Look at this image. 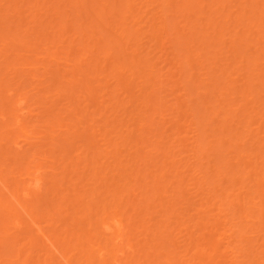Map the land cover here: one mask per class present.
<instances>
[{
    "label": "rangeland",
    "instance_id": "rangeland-1",
    "mask_svg": "<svg viewBox=\"0 0 264 264\" xmlns=\"http://www.w3.org/2000/svg\"><path fill=\"white\" fill-rule=\"evenodd\" d=\"M92 1L96 2V0ZM169 1L170 0H133V2L136 3L135 7L140 8H137L138 10H135V12L132 13L128 11L120 14L119 12L113 13V0H107V2H109V7L113 9L110 10L109 13L99 14V18L102 19L100 30L97 27L92 29L84 28V33L82 32V28H78L76 23H79L82 20V22L87 24H94L97 21L96 16L100 11L98 3H94V6L97 7V13L93 11L90 14L85 15L81 11V9L85 7V3L81 2V0H0V197L10 198L11 194L14 192L15 183L25 180L24 178L26 177L27 169L36 164V162L24 158L28 153L37 151L41 153L39 156L54 154L59 157V160L53 166L47 161L45 163L46 165L43 166L41 174L44 179H42L43 182L40 194L31 190L26 199L27 204H33V202L36 201L35 199H37L36 194H38L39 198L48 197L49 200H47L51 203L47 204L41 202L39 206L35 207H33V205H28V214L22 212V215H24V225L20 229L13 227L15 219V215L12 213L15 211L13 205L10 206L11 212H0V246L6 245L10 242L9 247L13 251L12 254L7 256L5 254L6 252L3 253L5 250L1 249L5 248L3 246L0 247V264H20L15 261L19 250L24 264H66L64 258H62L57 251L54 250V253H52L53 250L50 249V245L45 244L44 237L39 233V227H41L48 235H53L55 233L59 234L60 237H63L64 230H67L69 238L72 240H74L73 237L75 235L79 234L81 236L80 240L83 243L86 242L87 238H89L88 240L91 241V244L95 241L101 243L103 240V234L100 231L99 222L107 220L111 214L120 216L121 212L119 206L118 208L108 209V212L106 213H103V211L96 212L97 202L101 204L110 199V196L108 197L105 192L102 194L101 192L105 187L109 188L108 183L113 180H117L120 184L118 191L119 198L117 199V202H119V204L122 205V208L126 211L127 220L128 217L131 216L134 227L139 224L144 225L142 233L137 230L134 234L135 238L131 241L136 243L138 240L139 243L136 247H139L146 243L145 233L151 231V229H156L157 231L155 234L153 233V230L150 234L151 237H155L154 240L151 241V245H153V248L157 249V251H164V254L159 257L161 264H167L165 260L170 254L169 250L173 247V245H169L167 241L171 240L174 242L175 246L180 245V248L178 247V249L186 247L184 246L185 241L183 237L184 230L186 229L181 227L182 225L180 226L182 222L185 224H193L194 220H196V216L199 215L205 217L204 219L207 221H213L214 219L219 218V227L217 230L215 229L214 232V235L217 237L222 235L220 234L222 232V225H225L226 221L227 226L234 222L240 223L236 218L232 217L230 211L229 214H227L225 210V212L222 210L223 212L219 211V213L217 206L221 202L217 200L220 191H223L225 188L227 193H233V195L229 197L232 198L234 193L238 191L237 188L241 185L242 179L238 177L232 182L228 176L223 177L220 173L232 170V168H234L233 166L238 165V163H241V165H243V163L246 164L247 161L244 160V151L248 150V152H254L255 154H258V151L260 152V144H264V132H260L261 136H259V138L261 142L254 143L253 145L250 140L251 135H247L244 132V129L249 127L250 129H248L255 133L258 129V124L260 125L262 122L261 130H264V120H260L259 118L261 114L257 113L258 110L264 113V103H262L264 102V86L260 83L261 81H256V91L261 93L260 95H252L255 99H253V97L251 99L249 96L248 98L251 100L248 102H246L248 98L240 93L224 95L227 96L226 101L229 103L227 107L230 105L241 107L240 110L236 108L234 109V111L239 114L241 113V110L243 111V115H240L239 117L244 116L246 111L243 109L246 108L247 111H252V114H254V117L248 120L250 123H247L248 121H246L247 118L245 116L243 118V125H238V123L235 122L233 123L232 120H229L230 123L228 122L232 127L238 130V132L241 131V138L239 137L237 139L238 141L236 140L238 142L237 147L242 149L241 153V151L239 152V149L235 146H230V143L232 142L226 138V140L224 139V144L220 146L216 138L220 135L219 131H221V127L222 129L225 128L227 121L223 124V122L220 121L222 118L221 115L207 124V122L213 117V113H205L204 111H202V113H197L194 110L195 107L191 109V106L193 107V105L195 106L196 103L198 104L199 102V99L197 98L198 96L195 93L197 89L195 88L194 91V89L191 88L192 91L189 89L190 93H187L188 90H184L187 83L184 84L185 82L182 80L188 72H194L196 74L194 78L198 77L200 81L204 82H200L201 86L205 84L204 86L207 85L211 87L212 80L208 76L209 71L206 70L210 69L211 72L209 73L212 75V68L214 67L215 72H213L217 77H220L221 85L223 84L222 82L231 80L230 82L238 87L242 83V77H246L245 75L247 74V79L250 77L253 78L254 76L250 75L253 72L255 73L256 70H253L250 74V69L248 74L246 72L248 69L246 68H248L250 64L246 61H240V59L233 60L234 62L231 61L232 59L230 61L228 60L230 65L227 66V60L225 57L227 54L226 51L229 49L228 55H230L231 51L235 50L233 48L236 46V49L238 50L239 48L241 52L239 55L244 54L250 56L251 53H254V47H247V43L245 44L246 40H243V43H239V46L236 40L235 43L237 45L231 41L234 32L232 33V29L230 30V28L234 26L238 29L242 28V33H238L240 29H237V34L241 35L243 34L242 30L245 27L243 26L244 22H239L240 25L233 19V21H227V18L224 16L221 17V14L219 15V13L222 12V9L218 8L220 12L218 10L219 13L215 14L214 19L219 18L214 20V23L217 22L219 25L218 29L222 28L223 30L224 27H227L224 29L226 30L224 35H219L222 39H217L218 33H216L214 39L215 43L212 41L213 43L208 45L210 47L203 48L202 50H198L197 48V51L201 54L199 55L198 60H196L197 58L193 60L195 63H191V68H185L186 66L183 65V67H181V65L178 66L179 64H185V62L180 63L185 55L182 53L184 56H181L182 54H179L178 56V53L184 51H175L172 45H174L176 37L174 38L172 35L175 33L171 34V32L177 30L179 34L181 33L180 36H184L185 38V34H187L188 31V28L187 31L184 30V28L188 26L186 25L188 24L187 20L191 24L189 19L193 21V17L196 21L195 26H199V29L201 30V22H203L204 25V22L208 21L206 12H209L208 7L210 5L208 3H210V0H190L192 2L191 4L189 3L191 5H189L190 9L179 12L174 10V4L181 3L183 0ZM229 1L228 3H231V7H229L232 9L236 7L235 9H237L238 4L236 5V3L243 0ZM33 2L36 3L34 4ZM232 2L234 5H232ZM243 5L246 6L245 3ZM7 6H11L10 9L7 8ZM14 6L19 8L20 14L11 11ZM47 7L49 9H47ZM199 7L200 9L202 8L204 12L202 9H199L201 12H198L197 10ZM195 9L196 11H194ZM55 10H61L62 13H56ZM75 10L78 11L76 12ZM189 10L192 11L191 14V11ZM237 10L240 9L238 8ZM249 10L250 8L248 6L247 10L245 9L247 15L251 13V10ZM33 13H37V17H35L36 15ZM78 13L81 14L79 15ZM180 13L182 16H177V14L179 15ZM184 15L189 16L184 17ZM205 16L206 18H204ZM160 19L162 21L164 19L167 22L165 23V30L163 29L164 32L162 30L161 33L163 35H160L162 39L160 37L158 38V40L161 39V43L158 41L161 45H157L158 42L156 44L154 40H151V35L156 25L159 23L160 25L158 26L162 25ZM136 20L138 21L137 24L135 23ZM175 23V28H172V25ZM196 23H198V25ZM235 23L242 27H238ZM193 24L194 22L192 25ZM179 25L185 26H182L183 28L181 27L182 29L179 30ZM230 25L232 27H230ZM111 26L113 28H111ZM120 26L130 27L133 35L135 34V39L129 40L130 42L127 46L134 47L132 45L136 43L132 42L136 40L137 48L139 47L141 51L143 49L142 54L148 52V54L145 55L146 63L141 67L140 73L147 74L146 79L152 77L149 81L145 82L143 77L136 76L139 74H136L135 76L133 74L131 75V71L125 69L123 71H117L120 72V80H122V85L120 86V84H117V79L112 77V70L115 61L122 57L123 52H115V54L108 59H103L102 57L98 58L97 51L100 45L97 42V37L100 31H105V33L110 34L109 37H111L112 33H118L120 31ZM117 27L120 29L118 30ZM208 27H210V29H206V31H209L211 35L212 32L214 33V30L212 31L214 28L213 26ZM26 28H29L30 30L33 29L35 31L34 34L29 33L28 30L26 31ZM236 28H233V30L235 31ZM253 28H251L252 30L250 29V38L253 37L254 40L249 39L250 43H254L256 40L255 37H258L259 41L257 42L260 44V47H262L261 49L264 50V37L261 36L264 31L261 32V30L259 31L256 27ZM255 28L259 31L260 36H258ZM39 29L42 32H40ZM227 29L229 35L226 33ZM182 30L185 32L183 33ZM194 30L196 31L194 34L197 35L196 27ZM190 33H188L189 36ZM186 36L188 37V35ZM228 36H231L232 38H229ZM241 36H244V34ZM124 40L125 38L123 39L122 48L126 47V42ZM196 41L194 45L197 44V47H202V45L199 46V42L201 41H198V43H196ZM94 43H96V47L93 53L94 58L91 56V59H93L92 64H95V67L97 68L105 69V71L102 72V69H100L99 71L91 73L90 77L85 79V81L87 80L88 85V87H86L78 83V80L71 81V79H73L72 63L79 58L82 53L81 48H84V45L87 47ZM204 43L206 44V42ZM223 45L226 47V51L225 48L223 49ZM194 47H196V45ZM220 47L224 50L222 52H226V54L223 53V55L222 53H219L217 56L216 53L218 52L215 53V50ZM191 48H193V46ZM124 50V55L127 54V52V55H129L131 48L127 47ZM192 50H195V48ZM208 50L211 51L210 54H206ZM53 51L57 52L55 59L46 55L47 52L51 53ZM137 52L140 51L138 50ZM234 52H232L231 55L234 54ZM212 53L214 54V57ZM261 53H264V51L260 52V54ZM220 54L224 57L222 58ZM87 57H82V67H85V62L91 60L90 56ZM262 58H259V62H257L260 68H262L261 66H264V59ZM178 60L180 61L178 62L179 64L177 63ZM199 60H204L203 67L201 65L202 62H200V64L197 63ZM216 67H219V70ZM47 68L51 72V78H48L50 74L46 73ZM199 68L200 70H198ZM221 69H226L224 75L223 72L219 75L222 71ZM203 71L205 73H203L204 75H201ZM227 73H229L228 76ZM243 73L245 74L240 77V74ZM104 74L105 77L102 78ZM160 74L162 78L159 76ZM182 74V79H180L179 77H181L180 75ZM77 76L79 75L77 74ZM51 79L52 81L50 82L49 80ZM185 79L187 78L185 77ZM188 85L190 86V84ZM119 86L121 88H119ZM153 88H158L159 95L161 94L160 96L164 97V114H161L162 116L154 114V116H156L154 118L157 119L155 123H158L159 125L158 130H164L162 133L160 131V136L155 134L157 137L153 135L155 131L157 133L159 132L155 129L158 126L157 124H154V126L153 124L151 125V120H145L146 118L144 119V126L141 127V123H139L141 118L146 117L148 114L145 113L147 105L143 104L145 103L143 101V103L140 102L143 98L142 94L150 92ZM207 95L208 94L204 95L203 98H206V100L209 98L211 105H216L218 103V101H214L216 98H214L213 94H209V97H206ZM19 97L25 98V104H23V106L24 109H30L32 112L33 115L31 116V120L36 125V131H31L30 127L23 119H21L20 124L22 130L14 127V117L21 112V110L17 108L18 106L14 105V101ZM8 98L11 99V102H7L9 100ZM1 99L3 101H1ZM182 99L187 101L185 102L187 105H191L189 107L190 110L186 108V104L184 105L185 107H182L183 109L179 106L180 103L178 105V102ZM127 101L130 102L127 104ZM5 102H7V105L5 104L3 107V103ZM123 103H125V106H123ZM241 104L244 106H241ZM171 105L173 108L176 106L179 109H173ZM181 106H183V104H181ZM184 109H186L185 112ZM138 110L142 113L141 115H139L140 113L136 114ZM176 110L177 113L181 111V113L178 114V116L181 117L180 121H178L180 125H182L180 127L182 129H179L180 135L175 133L178 130H176V123L178 124V122L175 123V119H173V117H176ZM51 112L57 113L58 120L60 119L58 121L59 125L56 127L58 129L54 131L57 134L54 139L56 144L51 143L50 137L43 136V131L49 129V127L45 125L47 124L45 118L48 117ZM186 113H188V116ZM201 114L204 115L202 119L199 118V122L193 120L197 115ZM172 115L174 116L172 117ZM178 116L176 119L179 118ZM261 119H264V115H262ZM222 125L225 126L223 127ZM239 126H242V128ZM199 128L205 130L204 142L211 141L207 150L208 152H206L207 154H204L201 158L197 159V157L194 158L190 148L191 143L194 141V133L198 132ZM23 130L26 131V134L23 133ZM216 133L219 134L216 136ZM191 134L192 136H190ZM235 139L236 138H234L233 141ZM179 140L181 141V144H178ZM150 143H153V145L148 146ZM186 145L187 147L189 146V148H187ZM106 148H110L112 151L107 153L105 150ZM212 148L215 149L212 150ZM161 149H164V153H166H161ZM170 151L171 153L168 154ZM173 153L175 155H172ZM220 156L223 159H221ZM254 156L259 157L258 155ZM226 160H231L233 165L226 164ZM237 160L238 162H236ZM254 160L255 159L250 160L253 162L247 163L248 168H254L257 166V161ZM198 161L203 165L201 168L203 171H198L196 169V163ZM114 164H117L116 168H122L117 170L113 167ZM62 166L65 167V172L59 174L52 172V168L58 170ZM73 168H75L78 174L81 175L80 179L78 178L79 185H77V188L79 190L78 195L83 194V200H81L80 203L85 204L84 210H82L83 206H78L72 201L74 192L76 191L70 186L69 177L71 175H66L70 174ZM100 170L103 171L102 173H104L108 179V181L104 180L101 184L94 175V172ZM176 170L181 172H179L181 174L179 178L183 183V196H179L177 192L174 193L175 195L171 194V189L177 184V180L179 179L175 175ZM147 174H149V176H146ZM75 175L72 176L74 177ZM213 180H216L214 187L211 183ZM106 183L107 185H105ZM24 184L25 182L19 184V196L22 194ZM5 185L6 188L4 187ZM52 185L64 188L63 191L59 192L58 197L54 196V192L45 194L44 190L47 187L52 188ZM147 188H151V190L146 192ZM7 189H9L10 192ZM247 191L249 190L242 189V195L247 193ZM62 195H64V197H62ZM205 196L208 197L207 200ZM66 198L70 199L67 200ZM95 200L97 202H95ZM56 202L60 203L61 207L67 208L62 215L56 214V208L53 206ZM89 204L93 205L90 213L87 208V206L91 207ZM236 207L238 208L237 210L240 209L238 205ZM134 208H136L135 211ZM195 208H199L201 214H199V210L196 211ZM254 212L257 213V211ZM195 213L196 216L192 217ZM223 213H225V216ZM262 216H264V213H262ZM224 219L226 221H224ZM202 227L204 226L202 225L201 228ZM181 230L183 232H181ZM196 234L198 235V233ZM219 234L220 236H218ZM258 235V232H253L249 229L243 234L244 238L251 239L249 244L253 246L257 258L261 256V253L259 252L261 246L258 247L259 241L256 240ZM197 239L199 242H202L203 245L204 236L200 235ZM225 241L223 242L224 244ZM163 242L164 247L162 245ZM70 243L73 244L76 242L71 241ZM246 243L247 242H243L239 246L244 247L247 245ZM80 254L81 253L73 250L72 247L67 248L66 250V255L72 258L71 264H89L85 257ZM194 256V251L192 249L187 250L185 259ZM26 257L27 259L24 260ZM105 257L108 258V255ZM139 257L140 261H143V264H152V261L155 258L152 256L153 259H147L146 255H141ZM182 258H184V256ZM226 258H228L226 259L228 263L230 258L227 256ZM241 258L243 260L246 259L244 256ZM259 260H261V258H259ZM192 261L195 262V264H200L197 258H193ZM184 264L188 263L185 261Z\"/></svg>",
    "mask_w": 264,
    "mask_h": 264
},
{
    "label": "bare ground",
    "instance_id": "bare-ground-1",
    "mask_svg": "<svg viewBox=\"0 0 264 264\" xmlns=\"http://www.w3.org/2000/svg\"><path fill=\"white\" fill-rule=\"evenodd\" d=\"M166 1H168V0H166ZM170 1H172V0H170ZM189 1L190 0H183L182 2L180 1L181 3H176V5L174 4V8H175L174 10L179 12V11H182V10L186 11L187 9H190V6H191L190 4L192 2L191 1L189 2ZM228 1L229 0H210V3H208L210 5L208 7L209 10L207 9L209 12L205 11L206 14H207V17H208V21L204 22V25H203V22H201V26H200L202 28L201 30L199 29V26L198 27L195 26V22L196 21L193 19L194 17L193 18L191 17L193 21H191V19H189L190 22H191V24H190L189 21L187 20L188 24H186V25H188V26H186V28H184L185 31H187V28H188L187 34H185V38H184V36H180L181 33L179 34V32L177 30H175V29H174L175 31L171 32V34L175 33L172 36H174V38L176 37V40L174 39L175 43L173 42L174 45H172L174 47L175 51L176 50L178 52H180L181 50L184 51V52L181 51V53H178V56H179V54L181 55L182 53H184V55H185V56L183 54L181 55V56H184V59H182V60L180 59L182 62H180L179 60L177 61V63L178 62H180V63H184L185 62V64H179L178 63L179 64L178 66L181 65V67L186 66L185 68H191V63L192 64L195 63V61H193V60L196 59V58H197L196 60H198L199 59V55L201 54V53L199 54V52L197 51V48H198V50H202L203 48L210 47L208 45L215 41L214 39L216 37L215 36L216 33H218L217 39H219V38H221V36L224 35V33L226 31L224 29L227 28V27H224L223 30H222V28L218 29L219 25L217 24V22L214 23V20L219 18L218 17V18L214 19L215 18L214 17L215 14L220 12V10L218 8L222 9V12L219 13V15L221 14V17L224 16L225 18H227V21H229V20L231 21L233 19L237 23H239V22L243 23L244 22L243 23L244 25L242 24L243 26H245L244 29L242 30L244 36H241L243 34H241V35L237 34V32H238V30L240 28L239 29L236 28L234 26V24L231 22L234 27H232L230 25V27H232V28H230V30L232 29L231 32L232 33L234 32V34H232L233 36L231 35L233 38L231 36H228V37L229 38L231 37L232 38L231 41L234 42V43H235V40H236V42H238V46L240 45L239 43H243L244 42L243 40H246L245 41V44L247 43L246 46L247 47H250V46L254 47V53H251L250 56H246L244 54H240L239 55V53H241V52H240L238 46H237L238 50L236 49V46H235V48H233V49H235L234 50L235 52L233 50L231 51V53L234 52V54L231 55V53H230V55H228L229 49H228V51H226L227 49H226V47H224V45L222 47H223V49L225 48V51L227 52V54H226V52H222L224 50H222L221 47L219 49L215 50V53L218 52V53H216L217 56H218L219 53L226 54L225 57H226V60H227V62H226L227 66L230 65L229 61L231 59H232L231 60L232 62H234L233 60H237V59L238 60L240 59V61H246L247 63L250 64L249 67L246 68V69H248L246 72L249 74L248 71L251 69V72H250V74H251L253 72V70H256L255 73L253 72L254 74L252 73L250 75V76L253 75L254 77L253 78L250 77V78L247 79V74H246L245 75L246 77H242L241 78L242 83L238 87L234 86V84H232L230 82L231 80L230 81L229 80L228 81H224V82H222L223 84L221 85L220 77H217V75L214 74L215 68L213 67L212 69H213L214 72L212 71V75H211V73H209V72H211L210 69L206 70V71H209L208 72V76L212 80V83H211L212 85H211V87H209L207 85L204 86L205 84L203 86H201L200 82L201 83H204V82L200 81L198 79V77H195V78H197V79H195L194 76H196V74L194 72H190V73L188 72V74L186 76L184 75L187 79H185V77H184L185 80L184 79L182 80L183 82H185L184 84L187 83L186 86H185L186 88H184V90L187 89L188 90L187 93H190V90L192 91L191 88H193L194 91H195V88H196L197 90L195 91V93L198 96V97L197 96L196 97L199 99L198 100L199 102L197 101L198 104L196 103V105L195 106L193 105V107L190 104L187 105L185 103L187 101H184L183 99L180 102H178V105L180 103L179 106L181 108L185 107L184 105L186 104L187 105L186 108H188V109H189L190 106H191V109L194 108V107L197 108V109L194 108L195 112H197V113H202V111H204L205 113H208V112H210L211 114L213 113V115H212L213 117L211 118V120H209L207 122V124H209L215 118H218L219 116L222 115V118L221 119L219 118L220 121H222L223 124H224V122L227 121V124H226V126L224 125L225 128L222 129V127H221V129H220L221 131H219L220 135H219V137L216 138V140L219 142L220 146H222L224 144L223 143L224 139L226 138L227 140H230L232 142V143H230V146H235L236 148L239 149V147H237L238 146L237 145V143H238L237 139L239 137L241 138V133H240L241 131L238 132V130H236L234 127H232L229 124L230 123L229 120H232L233 123L235 122V123H238V125L239 124L241 125L243 123L244 116L247 118L246 121H248L252 117H254L253 116L254 114H252V111H247V108H246L247 105H246V107H245L246 109L242 108L244 111H246V113L244 114V116L239 117L240 115H243V111L241 110V113L239 114L238 112L234 111V109L236 108V109L240 110L241 107L240 106L234 107L232 105L227 107L229 103L226 101L227 100V96H224V95H229L231 93H236V94L240 93L242 95H245L247 98L250 96L251 99H252V97L254 95H257V94L260 95V93H261V92L256 91V87L257 86L255 85L256 84L255 82L256 81L257 82L261 81L260 83L262 84V86H264V83H262V82H264V66H261L262 68H260L258 63H257V62H259L258 61L259 58L264 57V53L260 54V52H262L264 50L261 49L262 47H260V44L257 42V41H259L258 37H255L256 40H255L254 43H252V42L250 43L251 39L254 40L253 37L250 38L251 37L250 34H251V30H252L251 28L256 27L257 29H259V31L260 30H261V32L264 31V0H245V1L243 0V1L239 2V3L235 2L236 5L238 4L237 5V9L239 8L240 10L235 9L236 7L234 9L230 8L231 7V5H230L231 3H228ZM81 2L85 3V7L81 9L83 14H85V15H88V14H90L93 11L97 13V10H96L97 7L94 6V3H98L99 7H100V11H99V13L96 16L97 21L94 24H87L85 22H82V20L79 23H76L78 28H80V29L82 28V30L84 28H86V29L91 28L92 29V28H96V27L100 30L102 19L99 18V14H101V13H103V14L109 13V11L112 10L113 8H114L113 13L114 12L115 13L119 12L120 14L123 13V12H128V11H130V13H132V12H135V10H138L140 8V7L139 8L135 7L136 3H134L133 0H113V4H112L113 8L109 7V2H107V0H96V2H94L92 0H81ZM244 3L246 4L247 7L249 6V8L251 10V11L249 10L251 13L248 14V15H247V13L245 11V9L247 10V7L245 5H243ZM232 5H234L233 2H232ZM10 7L11 6H9V7L7 6V8H9V9H10ZM47 9H49V8L47 7ZM199 9H200V7L197 10L198 12L202 8L200 10ZM191 10H189V11H191ZM218 10H219V12H218ZM11 11L18 12L20 14L19 8L15 7V6L11 9ZM55 11H56V13L57 12L58 13L59 12L62 13L61 10L60 11L55 10ZM75 11L77 12L78 10H75ZM194 11H196V9ZM202 11H203V9H202ZM191 13H192V11L190 12V14ZM195 13H197V12H195ZM33 14L36 15L35 13H33ZM180 14L179 15L177 14V16H182V14L181 15ZM188 16L184 15V17H188ZM35 17H37V15ZM122 17H124V16H122ZM164 18H165V16H164ZM204 18H206V16ZM166 22L167 21H165L164 19H163V21L161 20V24L162 25L158 26V25H160V23H159L158 25H156L157 28L155 27L154 30H153V33L151 35L152 36L151 40H154L156 42V44H157L158 41L160 42V40L162 39V37H160V35H163L161 33H162V30L166 27V25H165ZM193 22H194V24L192 25ZM135 23L137 24L138 21L136 20ZM196 24L198 25V23H196ZM175 25H176V23L174 25H172L173 26L172 28H175ZM83 26H85V27H83ZM182 26L184 27L185 25H179L180 29H179V27H178V29L181 30L183 28ZM208 26H213V28H214V29L211 28L212 31L214 30V33L212 32L211 35H210L209 31H206V29L207 30L210 29V27H208ZM237 26L238 27H242V26H239V25H237ZM44 27H47V26H44ZM195 27L197 29V35L194 34L196 32L194 30ZM111 28H113V27L111 26ZM120 28H118V30L120 29V31L118 33H115V32L112 33L111 37H109L110 34L105 33V31H103V32L100 31L101 34L99 33V35L97 37V42L100 45V47L98 48V51H97L98 52V54H97L98 58L102 57L103 59H108V58L112 57V55L115 54V52H120V53L123 52L122 57L118 58L115 61L114 65H113V70H112V77H115L117 79V84H120V86L122 85L121 84L122 80H120V72H117V71H123L125 69L130 70L131 71V75L133 74L135 76L136 74H139V75H136V76L137 77H139V76L143 77L145 79L144 80L145 82L149 81L152 77L146 79L147 78V74L140 73L141 67L143 65H145V63H146L145 55L148 54V52L142 54L143 49L141 51L139 49V47L137 48L136 40L132 42V43H136V44H134V45L131 44L134 47L127 46L128 43L130 42L129 40H134L135 39V34L133 35V33L131 32L130 27H125V26L121 27L120 26ZM204 28H205V30H204ZM233 28H236V30L234 31ZM256 28H255V31L257 30ZM189 29H190L192 35H191ZM241 29L239 30L238 33L241 32ZM25 30L26 31L28 30V32L32 33V34H34V32H35L33 29L30 30L29 28H26ZM84 30L82 32H84ZM101 30H104V29H101ZM164 30H163V32H164ZM184 30H182L183 33L185 32ZM259 31L257 30L258 36H260ZM40 32H42V31L40 30ZM228 32L229 31L227 29L226 33L228 34ZM231 32H230V34H231ZM188 33H190V36H189ZM178 34H179V36H178ZM186 35H188V37ZM219 35H221V36H219ZM225 36H227V35H225ZM261 36L264 37V33H262ZM159 37L161 38L160 40H158ZM181 37L184 38V39H182ZM124 38H125L124 41L126 42V47L125 48H127V47L131 48V51L129 52V55H127L128 52H127V54L124 55V52H125L124 49L125 48H122L123 39ZM237 39H239V40H237ZM195 41H196V43H198V41H201V42H199V46L202 45V47H197V44H195L196 47H194L195 46L194 45ZM159 42H158L157 45H159L161 43V42L160 43ZM204 42H206V44ZM218 42H219V40H218ZM232 42H230V43H232ZM234 43H233V45H234ZM95 45H96V43H94L93 45L87 46V47H85L86 45H84V48H81V50H82L81 55L79 56V58L75 62L72 63L73 79H71V81H77L78 80V83H80L82 86L88 87L87 80L85 81V79H88L90 77L91 73H93L95 71H99L100 69H102V72L105 71V69L97 68V67H95V64H92L93 59H91V56L94 55L93 53L95 51V47H96ZM206 45H207V47H206ZM235 45H237V44L235 43ZM242 45H244V44H242ZM192 46H193V48H195V50H192L193 49V48H191ZM138 50L140 52H137ZM196 52H198V53H196ZM210 53H211V51L208 50V52L206 54H210ZM213 53H214V50H213ZM56 54H57L56 51H53L51 53H49V52L46 53V55L51 57L52 59L56 58ZM87 56H90L91 60H89L88 62H85V67H82V63H83L82 62V57H87ZM204 57H207V56H204ZM213 57H214V54H213ZM221 57H222V55H221ZM93 58H94V56H93ZM209 58H210V56H209ZM209 58H207V59H209ZM207 59H205V60H207ZM262 59H264V58H262ZM203 61L204 60H199L197 63L200 64V62H202L201 65L203 67V64H204ZM148 66H149V63H148ZM198 67H199V65H198ZM206 67H204V68L207 69ZM204 68H202V69H204ZM216 68L218 69L219 67H216ZM226 68H228V67H226ZM198 70H200V68ZM221 70L222 71H221V73L219 75H221L222 72H223V75H224V73H226V72H224V71H226V69H221ZM181 72H182V70H181ZM46 73L50 74L48 78L52 77L51 76V72L49 71L48 68L46 69ZM203 73H205V72L203 71L201 75H204ZM77 74L79 76H77ZM228 74L229 73H227V76H228ZM244 74L245 73L240 74V77H241V75L243 76ZM206 75H207V73H206ZM159 76L161 77V74ZM180 76L181 77H179V78L182 79L183 74L180 75ZM104 77H105V74L103 75L102 78H104ZM134 79H135V77H134ZM186 80H187V82H186ZM49 81L51 82L52 79L49 80ZM158 83H161V82H158ZM175 83H176V81H175ZM188 84H190V86ZM120 86H119V88H121ZM198 88L200 89V91H199ZM206 94H208L206 97H209V94L210 95L213 94L214 98H216V100H214V101H218V103L216 105L215 104L211 105V102H210L209 98H208L209 100L208 99L206 100V98H203L204 95H206ZM142 95H143V98H142V100H140V102H142V101L145 102V103H143V102L142 103L147 105V109L145 110V113H148V114L146 115V117L141 118V120L139 122V123H141L140 126L142 127V126L145 125V120H151L150 122H151V125L153 124V126H154V124L158 125V123H155L157 121V119L154 118V117H156V116H154V114H156L157 116L158 115L162 116L164 114V112H163L164 111V109H163V107H164V104H163L164 97L162 96L163 97L162 98L160 96L161 94L159 95L158 88H153L150 92L144 93ZM181 95H183V94H181ZM146 97H147V99H146ZM150 97H152L153 99L150 98ZM212 98H213V96H212ZM24 99L25 98H22V97L20 98L19 97L17 100L14 101V105L18 106L17 108H19L21 110V112L14 117V127L16 129L22 130V127L20 126V124H21V119H23V120H25L26 124H28V126L30 127L31 131H36V125L31 120V116L33 115L32 112L30 111V109H24V106H23V104H25V100ZM251 99L248 98L246 102H248ZM253 99H255V98L253 97ZM1 101H3V100L1 99ZM7 102H11V99H9ZM7 102L3 103V107L5 106V104L7 105ZM129 102L130 101H127V104ZM262 103H264V102H262ZM181 104H183V106H181ZM206 104H208V105H206ZM123 106H125V103H123ZM241 106H244V105L241 104ZM171 107H172V105H171ZM174 107L175 108H173V107L172 108L173 109H177V110L179 109L176 106H174ZM210 107H211V109H210ZM224 107H225V109H224ZM177 110H176V113H177ZM185 111H186V109H184V112ZM195 112H194V114H195ZM23 113H25V114H23ZM137 113L139 114L140 110H138L136 112V114ZM179 113H181V111H179L176 114V117L178 116ZM257 113L261 114L259 119L260 120H264V119H261L262 115H264V113L260 112L259 110H258ZM141 114L142 113H140L139 115H141ZM180 115H182V114H180ZM186 115L188 116V113H186ZM203 115L204 114L197 115L196 118H194L193 120L194 121L197 120L199 122V118L202 119ZM173 116L174 115H172V117ZM176 117H173V119H175L174 120L175 123L178 122V124L176 123L177 126L174 124L176 126V130L178 129L175 133L179 134L180 133L179 129H182V128H180L182 125H180V123H179L181 117L178 116L179 117L178 119H176ZM77 118H79V117H77ZM154 119H155V121H154ZM59 120H58V115L55 112L54 113L51 112L50 115H48V117L45 118V122L47 123L45 125H47L49 127V129L45 130V131L42 130L43 131V136L50 137L52 144H56L54 139L57 136V134L54 131L56 129H58L56 127L59 125V123H58ZM142 120H144V121H142ZM247 123H250V122L248 121ZM261 123H260V125L258 124V129H257V131L255 133H253L252 130H249L250 129L249 127L244 129V132L247 135H251L250 136V138H251L250 140L252 141L253 145H254V143L261 142V140L259 138V136H261L260 132H264V130H261V128H262L261 127L262 126ZM158 127H159V125L155 129L158 130ZM239 127L242 128V126H239ZM160 128H161V126H160ZM199 130H200V133H199ZM199 130H198V132L194 133L195 137L193 136L194 137V141L192 142L193 144L190 142L191 143L190 151L192 150L191 152L194 155V158L197 157V159L201 158L204 154H207L206 152H208L207 150H208V148L210 146V141H211V140H209L207 142H204L205 130H203V129L201 130V128H199ZM160 131L158 133L155 131V133L153 135L156 134V135L160 136ZM162 131L164 132V130H162ZM162 131H161V133H162ZM23 133L26 134V131L23 130ZM219 133H216L215 135L217 136ZM104 136H105V133H104ZM190 136H192V134ZM233 137L236 138L234 141H233V139H234ZM178 144H181L180 140H179ZM149 145L151 146V145H153V143L148 144V146ZM187 145H189V144H187ZM187 145H186V147H187ZM182 146H183V144H182ZM189 146L187 148H189ZM213 149H215V148H212V150ZM105 150L107 151V153L112 151L110 148H106ZM240 151L242 153V149L241 148L239 149V152ZM160 152L164 153V149H161ZM244 152H245V154H244V156H245L244 158L245 159L244 160L247 161V163H249V162H253V161H250V160L255 159L254 161H257V163L256 162H254V163H256L257 166L254 167V168L253 167L248 168V164L247 163H246L247 165L245 163H243V165H241V163H238V165L233 166L234 168H232V170H228L225 173L221 172L220 173L221 176H223V177L228 176L229 179L232 182H234L238 177H240L242 180H241V185L237 188L238 191L236 193H234V196L232 198H229V197L232 196L233 193H227L226 192V188L225 189L223 188L224 190L220 191L219 196H218L219 198L217 200V201L221 202L217 206L218 209H219L218 212L222 211V210L223 211L225 210L226 213L229 214V211H230L231 214H232V217L236 218L238 220V222H240V223H237V222L236 223L234 222V223H231V224L229 223L230 225L227 226L226 225L227 221L224 219V221H226V224L222 225L223 226L222 227V232L220 233L222 235L220 236V234H219L218 236H220V237H217V236L214 235V232H215V229L217 230L218 227H219L218 224L220 223V219L217 218V219H214L213 221H209V220L207 221L206 219H204L205 217H203L202 215H199V214H201L199 208H197V209L195 208L196 211L199 210L198 211L199 212V214H198L199 216H196V213L194 215H192V217L196 216V220H194L193 224H185L183 222L181 224L179 223L180 226L182 225L181 227L186 229V230L182 229V230H184V233H183V237H184V241H185L184 246H186V247L182 248V249H178V247L180 248V245L175 246L174 242H172L171 240L167 241L169 243V245H173V247L169 250L170 254L168 255L167 259L165 260V262L167 264H184L185 261L188 264H195V262L192 261L193 258H197L198 262L200 264H244V263H247V264H252V263L262 264V263H264V231H262V230H264V216H262V213H264V144H262V145L260 144V152L258 151V154H255L254 152L253 153L252 152H248V150H246ZM170 153H171V151L168 154H170ZM40 154H41L40 152L34 151V152L28 153L24 157L25 159L31 160L32 162H36V164L33 165V167L27 169L26 177L24 178L25 180H21L19 182L15 181L16 183H15V187H14V192L11 194L10 198L0 197V212L7 211L9 213V212H11L10 206H12V205L14 206L15 211L12 212L15 215V219H14V222H13V227H15L17 229L22 228V226L24 225V223H23L24 215H22L23 214L22 212H24L25 214H28V209L27 208H28L29 204H27V202H26L27 200L26 199L28 198V196L30 194V191L34 190V191L38 192V194H40V192H41V185H42V182H43L42 179H44L43 175L41 174V172L43 171V166L46 165L45 164L46 161L50 162L51 166H53L59 160V157H57L54 154L39 156ZM172 155H175V154L173 153ZM254 155H258L259 157H256ZM143 157H145V156H143ZM221 159H223V158L221 157ZM226 161H227L226 164H228V165L232 164L231 160H226ZM236 162H238V160ZM99 165H101V164H99ZM116 166H117V164L113 165V167H115V169H117V170H120L122 168V167L121 168H116ZM202 166L203 165L199 161L196 163V167H197L196 169L198 171H203L201 169ZM100 167H103V166H100ZM64 170H65L64 166H62L58 170H56L55 168H52V172L53 173H58V174L65 172ZM102 172L103 171H101V170L94 172V175H95V177L97 178V180H98V182L100 184L103 183L104 180L108 181L107 177ZM179 172H180L179 170L178 171L176 170V174H175L178 178L181 176V174H180L181 172L180 173ZM72 175H75L74 176L75 178ZM66 176H70L69 177L70 186H71V188L74 191H76V192H74V197H73L72 201L75 202L78 206H83L82 210H84V205L85 204L84 203H80V201L83 200V194L78 195L79 194L78 193L79 190L77 188V185H79L78 180L80 179L81 175H79L77 170L75 168H73L71 170L70 174H68ZM146 176H149V174H147ZM155 176H157V175H155ZM177 181H178L177 184L174 185V187L171 189L172 190L171 194L175 195L174 193L177 192L179 196H183L184 195L183 183L180 180V178ZM22 182H25V184H24V187L22 188V194H21V196H19L20 195V194H18L19 184L22 183ZM211 183L213 184V187H214V185L216 184V180L215 181L214 180L211 181ZM105 185H107V183ZM108 185H109V188L105 187V189H103L101 194L105 192L108 195V197L110 196V199L108 201H106V202L101 203V204L95 200V202H97V204H96V212L103 211V213H106V212H108V209H110V208H112V209L118 208V206H119L121 212H120V216H117L115 214H111L108 217L107 220L99 222L100 231L103 234V240H102L101 243H97V241H95L94 243L91 244L90 243L91 241L88 240L89 238H87L86 242L83 243L80 240L81 236L78 233H77L78 235H75L73 237L74 240H72V239L69 238V233H67V230H64L63 237H60L59 234H55V233L53 235H48V234H46V232L41 227H39V233H40V235H42L44 237L45 244H49L50 245L49 246L50 249L53 250L52 253H54V250L57 251L60 254V256L62 258H64L66 264H71L72 263V258L66 255L67 248H71V247L76 252L81 253L80 255L84 256L85 259L89 262V264H143V261L141 262L140 261V257H139L141 255L142 256L146 255L147 259H153L155 257L153 259V261H152V264H161V262L159 260V257H160V255L164 254V251H162V250L157 251V249H154L153 245H151L152 244L151 241L154 240L155 237H151L150 234H151L152 230H153L154 234H155V232L157 230L156 229H151V231H147L145 233L146 234V236H145L146 237V243H144L143 245H141L139 247H136L137 244L139 243V241L137 240V242L134 243L131 240H133L135 238L134 234H135V232L137 230L140 231V233H142V230H144V225L143 224H139L136 227H134L131 216H129L128 220H127L126 211L122 208V205L119 204V202H117V199L119 198L118 197V191H119V187H120V184L117 182V180L111 181L110 183H108ZM4 187L6 188V185ZM242 189H247L249 191H247V193L242 195V192H241ZM7 190L10 192L9 189H7ZM63 190H64V188H60L59 186L52 185V188L51 187H47L44 190V192H45V194H48L49 192H54L53 193L54 196L58 197L59 196V192L63 191ZM150 190H151V188H147L146 192H149ZM198 192H200V191H198ZM38 194H36L37 195V199H35L36 201L33 202V204L31 203L30 205H33V207H35V206H39L41 202H45L47 204L51 203V202L48 201L49 200L48 197L39 198ZM173 195H171V196H173ZM62 197H64V195H62ZM205 197H206V200H207L208 197L207 196H205ZM66 199L69 200L70 198H66ZM50 201H51V199H50ZM89 205H91V204H89ZM237 205L240 207L239 210H237L238 209L236 207ZM53 206H54V208H56L55 209L57 211L56 214H58V215H62L64 213V211L67 209L65 207H61V204L57 203V202ZM92 206L93 205H91V207L87 206V208L89 210V213L92 210ZM31 209H32V207H31ZM135 210H136V208H134V211ZM254 211H257V213H255ZM223 215L225 216V213H223ZM218 217H220V216H218ZM51 218H53V217H51ZM202 225L204 227L201 228ZM137 228H139V229H137ZM247 229H249V230H251L253 232H258V234H259L258 237L256 238V240L259 241V243H258L259 246L258 247L261 246V249L259 251L261 253V256L259 257V258H261V260H259V258H257V254L254 253L253 246L249 244L251 239H246L243 236L244 232ZM182 230H181V232H183ZM196 233H198V235ZM72 234H74V233H72ZM226 234H227V236H226ZM200 235L204 236L203 245H202V242H199V240L197 239ZM61 238H63V239H61ZM226 238H227V240L225 241ZM223 240L225 241V244L223 243L224 242ZM71 241H75L76 243L72 244V243H70ZM243 242H247L246 243L247 245H245L244 247L239 246ZM9 244H10V242H8L6 245H2L5 249L1 248L2 250H5V251H3V253L6 252L5 254L7 256L13 253L12 249H10V247H9ZM162 245L164 247V242H163ZM221 245H223V246H221ZM2 246H0V247H2ZM191 249L194 251V255L195 256L194 257H187V259H185V256L187 254V250H191ZM227 251H229V252H227ZM228 253H230L231 256ZM106 255H108V258L105 257ZM152 256H153V258H152ZM183 256H184V258H182ZM226 256L230 258V261L228 263L226 261V259H228V258H226ZM242 256H244L246 259L243 260L241 258ZM20 258H21V254H20V250H19L18 253H17V258H16L15 261H17L20 264H24L23 258H21V259ZM26 259H27V257L24 260H26ZM143 260H145V259H143ZM7 264H9V263H7ZM14 264H17V263H14Z\"/></svg>",
    "mask_w": 264,
    "mask_h": 264
}]
</instances>
